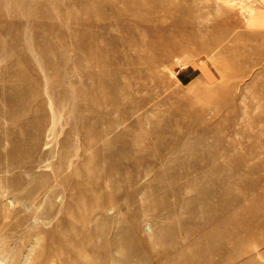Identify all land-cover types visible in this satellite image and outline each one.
<instances>
[{
    "label": "rangeland",
    "instance_id": "374dc122",
    "mask_svg": "<svg viewBox=\"0 0 264 264\" xmlns=\"http://www.w3.org/2000/svg\"><path fill=\"white\" fill-rule=\"evenodd\" d=\"M260 5L0 0V264H264Z\"/></svg>",
    "mask_w": 264,
    "mask_h": 264
},
{
    "label": "crops",
    "instance_id": "0c3cea01",
    "mask_svg": "<svg viewBox=\"0 0 264 264\" xmlns=\"http://www.w3.org/2000/svg\"><path fill=\"white\" fill-rule=\"evenodd\" d=\"M247 34L252 35L253 53L264 55V5L255 8L239 27V39Z\"/></svg>",
    "mask_w": 264,
    "mask_h": 264
},
{
    "label": "bare ground",
    "instance_id": "6f19581e",
    "mask_svg": "<svg viewBox=\"0 0 264 264\" xmlns=\"http://www.w3.org/2000/svg\"><path fill=\"white\" fill-rule=\"evenodd\" d=\"M146 1H147V0H146ZM135 3H136V6L140 4V3H138V2H135ZM136 6H135V7H136Z\"/></svg>",
    "mask_w": 264,
    "mask_h": 264
}]
</instances>
